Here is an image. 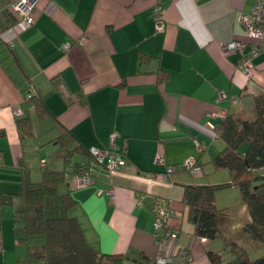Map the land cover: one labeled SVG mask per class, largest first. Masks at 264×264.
Returning <instances> with one entry per match:
<instances>
[{
  "label": "crops",
  "instance_id": "obj_1",
  "mask_svg": "<svg viewBox=\"0 0 264 264\" xmlns=\"http://www.w3.org/2000/svg\"><path fill=\"white\" fill-rule=\"evenodd\" d=\"M11 1L0 0V264L27 257L12 212L25 176L38 180L41 166L64 168L66 152L57 146H65L56 140L63 128L74 136L68 147L108 149L124 159L114 171L91 165L90 184L68 186L76 200L71 212L92 247L150 260L161 252L169 264H211L209 253H221L224 243L193 234L181 187L229 180L227 169L210 162L223 142L206 122L252 106L264 88V49L251 57L249 73L240 65L253 40L239 14L250 12L253 0H160L162 30L150 14L155 0H32L34 21L26 27ZM229 41L243 46L228 49ZM158 70H166L162 81ZM34 95L44 117L28 102ZM25 117L30 133L18 128ZM189 155L199 160L197 175L180 167ZM168 164L174 170L160 180ZM257 173L264 175V167ZM235 187L218 188L216 206L228 207L221 191ZM157 203L169 205L167 224L176 231L160 247L150 209ZM239 209L242 219L228 211L220 228L230 236L238 231L234 239L252 248L258 242L240 230L249 214L245 205Z\"/></svg>",
  "mask_w": 264,
  "mask_h": 264
},
{
  "label": "trees",
  "instance_id": "obj_2",
  "mask_svg": "<svg viewBox=\"0 0 264 264\" xmlns=\"http://www.w3.org/2000/svg\"><path fill=\"white\" fill-rule=\"evenodd\" d=\"M143 57L140 55V59ZM156 73L158 81L166 76V70ZM28 102L40 118L47 114L40 97L31 96ZM215 123V133L223 146L210 162L214 169H227L229 180L183 184L180 201L187 208L195 236L219 239L229 247L225 256L223 252L209 253L211 264H264V253L251 257L248 247L221 230L220 221L227 216L228 208L215 204L218 188L237 186L240 203L246 206L249 214L242 221L240 230L253 241L264 242V175L257 173V169L264 167V88L254 95L252 106L227 110ZM17 124L20 131H32L27 117L18 119ZM73 139L74 136L64 128L56 137L57 142L65 147ZM67 152L82 155L71 169L65 168L69 165L66 154L64 168L41 166L38 180L27 176L22 179L18 192L21 204L13 210L12 218L16 237L24 245L27 257L17 264H155L154 259L143 254L128 258L121 253H105L91 246L79 218L71 212L76 200L69 191L71 182L68 176L72 179L75 173L88 170L92 177L91 165L99 164L88 149L77 143L68 147ZM150 209L153 212V206ZM164 228L173 230L167 221Z\"/></svg>",
  "mask_w": 264,
  "mask_h": 264
},
{
  "label": "built area",
  "instance_id": "obj_3",
  "mask_svg": "<svg viewBox=\"0 0 264 264\" xmlns=\"http://www.w3.org/2000/svg\"><path fill=\"white\" fill-rule=\"evenodd\" d=\"M33 2L32 0H14L9 3V9L18 13L19 15V24L21 27L30 26L34 17L31 12ZM163 7L160 0H155L154 4L151 8V16L155 23L156 30H162L164 27V22L162 18ZM239 20L244 28V31L248 38L253 40V46L250 49L248 55L243 56L240 65L245 69L247 73L250 71L251 62L250 59L252 56L256 55L259 50L264 49V0H253V4L250 12L239 14ZM237 46H243L240 41H229L226 43L225 47L228 49H232ZM16 114L18 111H15ZM223 113L218 115V118ZM206 125L215 133V122L207 121ZM110 144H114V137H110ZM196 150H201L202 146L199 143H195ZM89 153L93 157L96 163L104 166L109 171L117 170L124 162L123 156L121 152L117 151H108V149H98V148H89ZM154 161L162 162V156L160 154H156L154 157ZM180 167L190 174L198 173L200 170V166L196 160V157L193 155H189L184 157L180 161ZM174 170V166L168 164L166 166L165 174L160 175V180L166 181L167 176L170 175ZM92 181V177L88 170H81L75 173L72 176L70 186L73 187H83L90 184ZM107 193L110 192L106 190ZM171 208L165 203H157L153 205V226L155 228L154 239L158 246L163 243L165 239L173 238L176 233L173 230L165 229L166 221L171 214ZM181 253V252H180ZM185 256V253H181ZM155 264H169L170 257L168 255L162 254L159 252L154 258Z\"/></svg>",
  "mask_w": 264,
  "mask_h": 264
},
{
  "label": "rangeland",
  "instance_id": "obj_4",
  "mask_svg": "<svg viewBox=\"0 0 264 264\" xmlns=\"http://www.w3.org/2000/svg\"><path fill=\"white\" fill-rule=\"evenodd\" d=\"M57 148H60L62 152H66V154L68 155V160H69V164L70 165L73 162H75L77 159H79V157H78L79 155H77V153H68L67 152V149H68L67 147L61 148L60 146L59 147L57 146ZM46 150L47 149H45L44 151H46ZM67 167H69V166H67ZM227 172H228V170H227ZM205 173H206V171H205ZM191 175L192 176L193 175H197V173L196 174L194 173V174H191ZM232 190H233V194H232ZM221 192L227 193L225 201H228V203H229L227 208H228L229 213L231 214L230 217L233 220H235V219L241 220L242 218H241V214L239 212V210H240L239 207L241 205V203H240V193H239V190L237 189V186L235 188H233V189L224 188ZM237 232L238 231H234V233L231 235V237L238 238L239 237L238 236L239 233H237ZM220 241L223 242L222 240H220ZM224 246H225V250H222V252L224 254L221 252L223 256H225L226 252L229 253V247L225 243H224ZM249 251H250L249 253H250L251 257H255V256H258V255H261L262 253H264V252H262V251H264V245H261V243H259V242L255 243V245L252 248H249Z\"/></svg>",
  "mask_w": 264,
  "mask_h": 264
}]
</instances>
